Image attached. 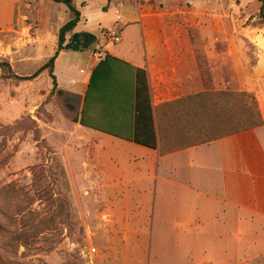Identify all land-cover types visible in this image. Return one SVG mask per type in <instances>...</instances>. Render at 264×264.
Masks as SVG:
<instances>
[{"label":"rangeland","instance_id":"obj_1","mask_svg":"<svg viewBox=\"0 0 264 264\" xmlns=\"http://www.w3.org/2000/svg\"><path fill=\"white\" fill-rule=\"evenodd\" d=\"M113 5L160 14L165 26L193 45L210 90L249 94L252 101L247 105L255 102L263 124L264 89L256 93L243 88L245 76L264 70V18L258 0H78L80 20L67 37L93 30L101 43L108 30L97 25L107 27L114 21V27L122 21ZM262 5L264 14V0ZM0 6L1 26L4 4ZM68 20L62 4L17 0L8 29L0 33V62H7L17 76L32 75L53 55L57 32ZM93 48L68 51L77 71ZM76 106L73 98L58 95L46 71L30 81L8 79L0 72V264H192L187 244L175 249L171 225L163 248L152 240L150 220L158 210L151 188L143 194L141 207L131 210L136 220L123 226L124 240L100 225L105 210L95 196L70 193L61 156L70 155L66 163L77 173L80 161L72 159L73 154L112 153L111 144L74 127ZM97 158L92 162L108 163ZM189 215H195L191 200L179 206L168 201L163 210L168 218ZM231 233L236 250L218 264H264L263 219L236 214Z\"/></svg>","mask_w":264,"mask_h":264},{"label":"crops","instance_id":"obj_2","mask_svg":"<svg viewBox=\"0 0 264 264\" xmlns=\"http://www.w3.org/2000/svg\"><path fill=\"white\" fill-rule=\"evenodd\" d=\"M16 1L0 0L4 4L0 33L8 29ZM114 11L119 12L121 25L112 27L114 21L107 27L97 25L119 33V42L105 45L104 58L95 62L89 52L79 71L69 62L68 51L58 52L54 60L56 90L77 102L78 119L85 102L83 120L96 129L72 122L74 127L112 145V153L107 155L73 154L72 159L80 161L77 173L66 163L71 162L70 155L61 156L69 191L95 196L105 210L100 225L124 240L123 226H131L136 220L131 210L141 207L143 194L151 188L158 210L150 220L156 247L163 248L171 225L178 242L175 249L187 244L192 264H218L236 250L231 242L234 215L243 213L264 220V115L260 127L192 144L183 109L174 105L211 91L206 84L208 76H201L193 45L175 28L165 26L158 13L116 6ZM77 32L94 34L93 30ZM263 71L260 67L258 76H245V91L264 89ZM138 77L147 85L154 149L124 139L133 136ZM97 157L108 163H93L100 160ZM187 200L192 201L195 215L163 216L168 201L179 206ZM224 213L220 219L219 214Z\"/></svg>","mask_w":264,"mask_h":264},{"label":"trees","instance_id":"obj_3","mask_svg":"<svg viewBox=\"0 0 264 264\" xmlns=\"http://www.w3.org/2000/svg\"><path fill=\"white\" fill-rule=\"evenodd\" d=\"M56 4H62L68 11L69 20L65 22L58 30L56 35V49L53 55L46 63L41 65L32 75L17 76L12 73L10 65L7 62H0V72L4 73L8 79L16 81H30L35 79L43 71H46L51 78L52 86L56 88L55 77L53 76V64L58 52L63 51L70 38L67 35L75 29L80 20V13L75 6L76 0H50ZM259 16L264 18L262 0ZM91 83V79H90ZM138 77L137 88L135 93L134 109V131L132 137L128 139L134 143L152 148L156 147V139L153 129L152 109L149 103V95L147 85ZM58 95H66L63 91L56 90ZM252 101V96L243 92H202L199 95L186 97L177 101L174 106L183 109V116L185 117V126L187 133L190 135L192 144L206 143L227 135L236 134L239 132L251 130L262 125L259 113L255 102ZM248 101V102H247ZM85 107V102L83 109ZM80 114L79 119L77 115L71 122H77L82 126L96 129L83 120ZM227 122V124L223 123ZM102 131V130H101Z\"/></svg>","mask_w":264,"mask_h":264},{"label":"built area","instance_id":"obj_4","mask_svg":"<svg viewBox=\"0 0 264 264\" xmlns=\"http://www.w3.org/2000/svg\"><path fill=\"white\" fill-rule=\"evenodd\" d=\"M120 23H122V21L117 20L116 26H118ZM102 36L103 38L101 39V43L96 42L94 44L93 50L90 53L92 60L95 62L100 61L102 58L105 57V54H106L105 45L108 42H113V43L119 42V33L116 30L105 31L102 33Z\"/></svg>","mask_w":264,"mask_h":264},{"label":"water","instance_id":"obj_5","mask_svg":"<svg viewBox=\"0 0 264 264\" xmlns=\"http://www.w3.org/2000/svg\"><path fill=\"white\" fill-rule=\"evenodd\" d=\"M96 36L87 32H77L74 33L71 37L69 42L64 47L65 51H78L88 50L90 46L96 43Z\"/></svg>","mask_w":264,"mask_h":264}]
</instances>
